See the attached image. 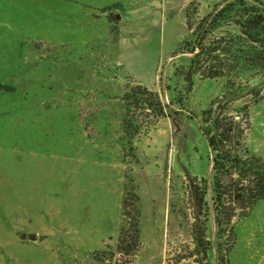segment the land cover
I'll return each mask as SVG.
<instances>
[{
  "label": "rangeland",
  "instance_id": "rangeland-1",
  "mask_svg": "<svg viewBox=\"0 0 264 264\" xmlns=\"http://www.w3.org/2000/svg\"><path fill=\"white\" fill-rule=\"evenodd\" d=\"M74 1L0 0V264H123L93 256L115 251L136 212L127 264H264V200L231 205L218 234L200 129L211 111L210 131L232 125L227 148L264 160V46L237 25L250 17L232 12L205 35L202 72L224 76L197 73L189 91L176 75L185 43L226 0ZM137 86L160 106L131 104L130 139Z\"/></svg>",
  "mask_w": 264,
  "mask_h": 264
},
{
  "label": "trees",
  "instance_id": "trees-1",
  "mask_svg": "<svg viewBox=\"0 0 264 264\" xmlns=\"http://www.w3.org/2000/svg\"><path fill=\"white\" fill-rule=\"evenodd\" d=\"M255 2L257 5L247 6L243 0H226L219 10L209 14L198 24L196 31L192 33L195 36L194 41L185 43V53L191 55L190 64L187 69H178L176 71V75L183 76L185 81L188 82L189 91L192 89L193 76L197 73H203L204 77L210 79L224 76L223 68L208 69L202 72V65L207 63V60L204 61L201 57L210 55L214 49L205 47L201 42L210 30L218 27L220 22L229 17L232 12H235L240 18L250 17L238 22L237 25H239L243 35L249 40L254 43L261 42V45L264 46V42H262L264 41L262 32L264 20L260 13L263 3L261 0H256ZM124 100L127 103L125 133L127 137L133 139L137 133V126L135 127L132 124L134 120L130 115L131 104L134 106L142 105L143 108L144 106L156 108L160 106V103L157 94L141 86L131 88L129 93L125 95ZM210 112L204 111L201 114L202 124L200 129L213 154L212 201L218 234H222L227 228H230L235 214L231 205L248 204L252 206L256 202L264 200V160L251 156L244 157L237 150L227 148L226 143L231 142L229 141V136L233 133L232 125L230 124L228 128H225L222 121L216 119L214 123L216 131L213 133L205 127L207 121L204 118L209 116ZM233 138H236L234 140L236 146H241V134L233 136ZM226 179L229 181L226 182ZM203 183L205 184L206 182L203 181ZM205 195L206 190L202 189L201 199H198V202L203 203ZM138 217V212H136V215L132 216L130 229L125 227L121 229L114 252L95 253L93 260L97 263H103L105 257H108L104 262L112 263L114 257L117 256L123 259V264H127L139 248Z\"/></svg>",
  "mask_w": 264,
  "mask_h": 264
},
{
  "label": "crops",
  "instance_id": "crops-1",
  "mask_svg": "<svg viewBox=\"0 0 264 264\" xmlns=\"http://www.w3.org/2000/svg\"><path fill=\"white\" fill-rule=\"evenodd\" d=\"M74 4L76 5L77 11H78L79 8H80V7H83L85 4H87V2H86L85 0H75V1H74ZM103 6H104V5H102V4L99 3V2H96V4H95V8H100V7H103ZM70 28L72 29V31L75 30V31L78 33V31L74 28L73 25H71ZM65 34H66V32H65ZM65 34H64V35H65Z\"/></svg>",
  "mask_w": 264,
  "mask_h": 264
},
{
  "label": "water",
  "instance_id": "water-1",
  "mask_svg": "<svg viewBox=\"0 0 264 264\" xmlns=\"http://www.w3.org/2000/svg\"><path fill=\"white\" fill-rule=\"evenodd\" d=\"M34 237L33 236H30V239H33Z\"/></svg>",
  "mask_w": 264,
  "mask_h": 264
}]
</instances>
